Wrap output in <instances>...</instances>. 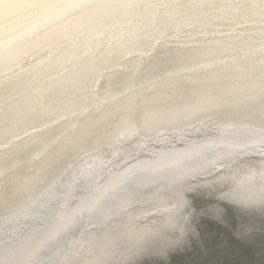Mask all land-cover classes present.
<instances>
[{
    "label": "snow or ice",
    "instance_id": "6c2138e0",
    "mask_svg": "<svg viewBox=\"0 0 264 264\" xmlns=\"http://www.w3.org/2000/svg\"><path fill=\"white\" fill-rule=\"evenodd\" d=\"M207 19L250 23L259 38L257 51L264 68V0H0V177L21 155L36 153L34 159L42 155L28 129L38 131L40 124L47 126L48 121L63 117L70 103L102 101L112 105L113 112L101 132L67 154L61 171L0 199V218L42 206L45 213H54L60 197L45 199L42 193L51 191L49 185L61 194L70 192L71 186L62 183L64 176L85 157L115 153V166L125 157L155 158L153 150L162 144L168 147L169 158L181 154L176 144L200 151L203 141L228 150L213 154L206 167L191 174L195 182L191 203L182 195L174 197L168 216L154 226L153 243L185 253L191 247L201 256L213 248L229 251L219 235L206 227L203 217L213 216L226 224L229 244L258 251L259 259L245 264H264V197L257 207L251 197L225 192L222 199L235 205L234 209L224 205L227 213L219 207L207 208L198 199L204 195L201 181L207 188L231 187L225 180L237 164L238 152L259 145L264 156V75L259 104L249 98L244 114L225 110L221 95L190 92L179 84L152 105L137 103V68L144 63L140 58L150 57L145 69L151 71L153 53L158 55L169 40L179 39L186 28ZM79 36L87 38L84 49L77 43ZM196 64L200 69L209 66L203 60ZM101 80L109 83L103 95L97 90ZM22 97L26 102H21ZM86 182L91 185L92 180ZM198 217L201 223H196ZM34 238L19 230L6 231L0 236V264H29Z\"/></svg>",
    "mask_w": 264,
    "mask_h": 264
},
{
    "label": "rangeland",
    "instance_id": "374dc122",
    "mask_svg": "<svg viewBox=\"0 0 264 264\" xmlns=\"http://www.w3.org/2000/svg\"><path fill=\"white\" fill-rule=\"evenodd\" d=\"M109 23L116 22L110 21ZM120 23L127 25L128 22L121 20ZM253 32L252 25L242 20L238 23H232L207 19L195 23L192 27L186 28L179 39L169 40L158 55L152 54L155 58V64L151 71L145 69V63L150 57L140 58L144 63H141L137 68L136 88L143 90L146 82L155 79L159 83L160 80L168 79L166 77L170 76V80L161 84L160 90L154 92L155 95L159 96H157V100H161V98L163 100L165 99L164 96L173 90V87L175 88L177 80L181 79L175 72H180L181 66H196V62L203 59V61L209 59L208 62H212L215 66L219 64L217 67L222 65L224 68L226 67L224 71L231 75L230 78H236V83L242 84L247 76L261 79V70L264 68L261 67L260 54L257 51L259 38L257 35L254 36ZM181 38L186 39L179 42ZM250 41L251 43H249ZM157 47L160 48L159 45ZM229 64L230 66H228ZM178 67V70L171 72V69ZM200 70L206 71V68H199L198 73L201 72ZM189 71L190 69H186L181 72ZM211 71L214 72L215 70L213 68L207 70L209 74ZM173 74L177 76L171 77ZM206 74L203 73L199 76L206 79L203 85L214 84L213 82L216 80L207 77ZM115 77L113 76V79L117 80L118 78ZM120 83L122 84V82ZM228 83L229 81H224L219 84L226 89L230 86ZM250 83V87L255 84L254 82ZM99 85L100 93H104L105 89L109 87L107 80H101ZM121 88L119 90L122 91L123 88ZM215 94L223 96L226 101L225 104L230 102V104H235L234 101H236L237 96L246 95L244 93L232 94L224 90ZM101 108L100 103H95L92 104L89 111L92 115H96V112ZM104 109L112 112V106L110 108L106 106ZM94 120V125L104 124L105 127L107 125V122L104 123L100 117H96ZM42 124L39 125V130ZM52 129L38 130V133L31 135L33 141L35 136L40 134L42 137L46 136L50 134ZM28 131L29 133L37 132L33 129H28ZM196 139L199 140V137ZM200 143L203 147L196 152L176 144L175 148L181 154L171 158L167 156L168 147L162 144L159 149L153 150L156 153L155 158L146 154L125 162L130 158L125 157L115 166H113V162L118 159L115 153L106 157L99 155L85 157L84 161L92 160L87 161V165L92 166L88 178L92 180L91 185L85 180L84 183H79L77 187H75L76 185L71 186V191L64 194L57 192L52 185H49L51 191L46 190L47 193H50V197L53 195L60 197V203L54 213H49L52 221L57 224H54L52 228H47L48 236L44 232H40V228L25 233L26 237L35 236L33 240L34 255L29 264H171V260H175L176 257L168 254L169 252L162 253L159 250L160 244L153 243L154 226H157L161 220L168 216V210L176 202L174 197L182 195L185 201L191 203V189L195 184L191 180V174L206 167L209 161L213 159V154L219 155L228 150L221 146L204 144L203 141ZM259 148L260 146L256 145L237 153L235 157L237 164L232 174L225 180V183L231 185L230 188H224L223 184L218 189L207 188L201 181L200 190L204 191V195L198 199H201L200 201L205 207H219L221 212L225 210L224 205L227 204L235 208L232 200L222 199L225 192L231 193L233 191H237L239 195L253 198L257 207L259 206L261 197H264V176H262L264 173V158L262 159V157L264 156L260 154ZM240 161H244V163L241 164ZM8 168L10 167L8 166ZM77 168L72 169L64 176L62 181L64 185H67ZM16 169L18 168L11 167L7 175L0 177V186L2 187L0 190L5 193V196L10 195L9 187L14 185L11 182V174H18ZM82 172L86 171L83 170ZM24 174L21 176L22 188H28L25 181H29L31 185L41 180L26 177L27 172L25 171ZM83 178L81 176V179ZM3 180L6 184H1ZM170 183H175V186L172 188ZM209 201L215 203H207ZM19 215L0 218V236L6 231L11 232L10 229L13 224L20 220ZM203 218L217 220L213 216ZM218 222L224 223L223 221ZM101 225L105 226L104 231L100 230ZM16 230L21 231L22 225L14 231ZM209 230L215 233L218 229L210 227ZM222 237L223 241L226 240L224 234Z\"/></svg>",
    "mask_w": 264,
    "mask_h": 264
},
{
    "label": "bare ground",
    "instance_id": "6f19581e",
    "mask_svg": "<svg viewBox=\"0 0 264 264\" xmlns=\"http://www.w3.org/2000/svg\"><path fill=\"white\" fill-rule=\"evenodd\" d=\"M126 22H128V21H126ZM244 28H245V26H244ZM113 31L118 32L119 29L117 28V29H114ZM254 36H256V35H254ZM185 39L186 38H181V40L179 42L185 41ZM76 40H77V43L79 44L81 49H84L86 47L87 38L85 36H79L76 38ZM65 43H67V42H65ZM249 43H251V41ZM239 45L241 46V44H239ZM253 49L255 50V48H253ZM208 61H209V59H208ZM258 64H259V62H258ZM217 65H219V64H217ZM217 65L215 66V64L213 65V63L210 62L209 66L206 68V71L200 70L202 73L201 72L198 73L199 68L197 67V65L196 66L190 65V66H186V67L181 66V68H180L181 71L186 70V69H190V71L186 72V73H182L181 71L175 72L176 70L179 69V67L176 69H173V70L171 69V72L172 71L175 72L178 75V77L181 78V79L177 80V82H176L177 85L178 84L181 85V87L183 89H186L190 92L208 91L210 93H218L221 90H224V91L230 92L232 94H238V95L243 94V93L246 94L245 96H243V95L237 96L236 101H234L235 104H233V103L230 104L231 102L228 104H225L224 105L225 110L230 109L233 112L244 114L246 112L247 101L251 97L255 98V100H256L255 103L257 105L259 104L260 88H258V87H260L259 85H261V79L254 78V76H252V77L247 76V78L244 79V81L242 79V81H243L242 84L236 83V81H237L236 78L235 79H234V77L230 78L229 76H231V75H229V73L224 71V69H226V67L224 68L223 65L217 67ZM237 65H239V64H237ZM248 65H250V64H248ZM225 66H227V65H225ZM228 66H230V64ZM228 66H227V68H229ZM209 68L210 69L213 68L216 72L211 71V73L209 74L207 72V70ZM118 71H120V70H118ZM240 71H241V69H240ZM255 71L257 73V70H255ZM246 72H247V70H246ZM253 72H254V70H253ZM203 73H205V74L207 73L206 76L213 78L214 80H216V82H213L214 84H211V85H203V83H204V81H206V79L204 77H202V78L199 77L200 74H203ZM234 73H235V71H234ZM243 73H244V71H243ZM259 73H260V71H259ZM176 74L171 75V77L172 76L175 77ZM261 74L264 75V70H261ZM113 76H116V74H113ZM194 76H196V77H194ZM169 77H166L168 79L160 80L159 83H157L155 81V79H152L150 82H146L145 88L143 90H138L139 99H138L137 103H139L141 106H149V105H152L155 102H157L158 101L157 99L159 96L155 95L154 92L159 91L160 88L162 87L161 84H163V83L165 84L168 80H170ZM235 77H236V75H235ZM238 80H240V79H238ZM224 81H229L228 85H230V86L227 87L226 89H224V87H222L221 84H219L220 82H224ZM217 82H219V83H217ZM250 82H254L258 86H256L254 84L252 86L253 87L252 88V87H250L251 86ZM99 86L100 85L98 84L97 85L98 91H99V88H98ZM165 88H167V87L165 86ZM234 88H236V90H234ZM173 89H174V87H173ZM99 92H101V91H99ZM101 95H103V93H101ZM166 97H167V95L164 96V98H166ZM26 99H27L26 97H22L21 102L22 103L26 102ZM161 100H162V98H161ZM242 101H244L245 103H242ZM95 103H97L95 100L91 101L90 103L87 101H84L82 103L81 102L70 103V110L66 111L64 113L63 117H57L55 120L48 121L47 126H45V124L41 125L39 131H42L43 129L45 130V129L53 128L51 130L50 134L43 136V137H42V134H40L38 136H35V138H34L33 143H34V145L39 146V148L41 149L42 155H40L38 158L34 159L33 156H35L36 153H33L32 155L24 154V155H21L17 160H15L12 164L9 165L10 168L11 167L12 168L13 167L18 168V169H16L18 171L16 173H18V174H11V179H12L11 182H13L14 185L12 187H9L10 188V190H9L10 194H12L13 191H21V190L27 189V188L26 189L22 188L21 184H20L21 183V176L25 175L24 171L27 172L26 177H33L37 180H40V179L43 180L44 177L46 175L50 174L51 172L61 171L63 169L65 161L67 160V154L69 152H71L72 149L77 144H79L81 141H86L87 139L93 137L94 135L101 132L105 128L104 124L103 125H99V124L94 125V123H95L94 119L96 117H100L104 121V123L105 122L108 123L112 117V115H111L112 112L106 111L104 109V107L109 106V108H110V106H112V105L105 104L101 101L100 104H101L102 108L96 112L97 113L96 115H92V113H90V111H89V108L92 106V104H95ZM114 103L115 102H113V104ZM78 104H79V106H78ZM39 131L30 132V134L35 135V133H38ZM221 147L226 149L224 146H221ZM263 158L264 157H262V159ZM88 160H86V161L82 160L79 162L76 173H74L73 177L68 181L67 185H70V186L76 185L75 187H77V185L79 183H81L82 180H86V178H89V176L91 174L90 170L92 169V166L87 165ZM89 161H92V160H89ZM83 170L86 172H82ZM71 171H72V169L69 172H71ZM84 173H86V174H84ZM81 176L84 178L81 179ZM25 182L28 186H30L29 181H25ZM73 182H75V183H73ZM4 183H5V180H3L1 182V184H4ZM170 184H171L172 188L175 186L174 185L175 183H170ZM7 185H8V183H7ZM1 188L2 187L0 186V189ZM3 191H4V189H3ZM42 195H43V197H45V199L50 197V193H47L46 191L43 192ZM4 196H5V193H3L2 190H0V199H2V197H4ZM19 217H20V220H18V222L13 224V226L11 227V229H12V230L10 229L11 232L14 231L15 229L19 228V226L22 225L21 232H23L24 234L26 232H29V231L31 232L37 228H40V232H44L48 236L49 232H47V228H52V226L55 224V222L52 221V219L50 218V214L45 213L43 211V206L40 208H36V210L34 212L31 210L22 212L19 215ZM54 220L56 221V219H54ZM44 236H46V235H44ZM166 247H170V246L160 244L159 250L164 254L169 252L168 254L175 256L176 259L181 257V255H183V254L189 255L188 252L185 253L183 250L177 251L175 248H166ZM189 249H191V247H189L188 250Z\"/></svg>",
    "mask_w": 264,
    "mask_h": 264
},
{
    "label": "water",
    "instance_id": "95a60500",
    "mask_svg": "<svg viewBox=\"0 0 264 264\" xmlns=\"http://www.w3.org/2000/svg\"><path fill=\"white\" fill-rule=\"evenodd\" d=\"M132 160V158L127 159L125 162H129ZM201 200V199H199ZM228 205V204H227ZM228 208H234L231 205H228ZM227 208L223 211L224 213H227ZM203 220L206 222V227H216L218 230L222 231L221 234L220 231H216L214 234H218L221 239H223L224 234V243L226 246H229L231 250L224 251V250H217L216 248H213L211 252L207 256H201L199 255L198 250L189 249L187 250L188 254H183L181 257L171 260V264H188L190 261H200V260H206L211 262V264H216V262H221V264H245L246 261H255L259 259L258 251L255 249H249L245 246H242V244H236L231 243L229 244V236L226 231V224L220 223L217 220H212L208 218H203ZM197 223H201V218L197 220ZM258 242H257V248H258ZM188 255V256H187Z\"/></svg>",
    "mask_w": 264,
    "mask_h": 264
}]
</instances>
